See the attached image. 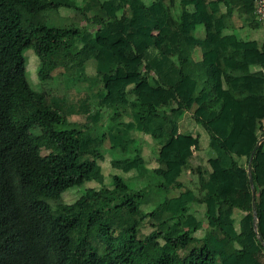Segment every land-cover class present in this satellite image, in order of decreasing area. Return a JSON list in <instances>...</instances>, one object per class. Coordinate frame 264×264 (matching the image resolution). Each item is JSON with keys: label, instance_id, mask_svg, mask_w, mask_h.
<instances>
[{"label": "trees", "instance_id": "1", "mask_svg": "<svg viewBox=\"0 0 264 264\" xmlns=\"http://www.w3.org/2000/svg\"><path fill=\"white\" fill-rule=\"evenodd\" d=\"M173 1L0 0V264H264L262 142L256 147L264 115V40L239 34L262 26L254 0H177L174 10ZM60 8L78 11L82 23L49 26L44 10ZM198 25L203 37L194 34ZM28 48L40 81L62 76L65 87L76 86L81 95L73 100L69 91L33 88ZM88 64L93 75L86 73ZM193 68L204 70L207 84ZM130 77L164 89V99L133 85L118 88L113 102L108 82ZM105 110L96 139L89 124H98ZM184 114L205 130L208 159L224 178L209 163L202 194L187 188L144 212L148 168L135 132L162 149ZM72 116L86 122L73 123ZM104 152L121 171L111 173V186L98 164ZM130 170L145 185L126 180ZM90 182L98 187L84 188ZM159 186L184 187L176 176ZM73 190L77 197L64 202L63 194ZM194 204L202 205L199 217ZM145 219L154 229L143 235Z\"/></svg>", "mask_w": 264, "mask_h": 264}, {"label": "rangeland", "instance_id": "2", "mask_svg": "<svg viewBox=\"0 0 264 264\" xmlns=\"http://www.w3.org/2000/svg\"><path fill=\"white\" fill-rule=\"evenodd\" d=\"M169 1V0H167ZM177 5V0L172 2V9L174 10ZM123 15V14H122ZM44 16L46 22L49 26L54 27H68L70 24L77 25L82 23V15L78 11H73L67 8H60L59 10L47 9L44 10ZM226 25L228 28L232 27V22L229 17L225 16ZM204 30L201 25H198L194 34L200 37L204 36ZM240 38L243 39H257L258 41L264 40V27L260 26L257 29H246L245 33H239ZM153 37L155 39L156 45H160L162 38L161 36L154 32ZM101 43L106 44L107 42L101 41ZM112 49H116V45L110 46ZM199 49V48H198ZM196 50V53L199 50ZM116 51V50H115ZM197 54V57H199ZM24 56L26 58V75L31 84V86L37 90H46L52 92H63L69 91L70 97L74 100L77 99L81 93H78L75 87H65V84L62 81V76L55 77L54 80L50 82L44 83L40 81L37 77V70H38V63L37 58L32 49H25ZM194 73L198 77V81L200 84H207V78L205 76L204 70H199L197 68H193ZM86 73L89 75H93L94 67L92 64H88L86 66ZM58 74V73H56ZM151 83V81L149 80ZM148 81L142 82L139 81L136 77H130L122 82H108L107 88L109 90L110 99L113 102H116L115 91L120 87H132L135 85L139 89H146L156 95L160 100H163L166 94V91L162 88L153 87ZM86 83H80V85H85ZM71 89V90H70ZM71 93V94H70ZM133 108L135 106H132ZM130 107V108H132ZM130 108H127L128 110ZM127 110V111H128ZM109 111V110H108ZM108 111H104V115L101 121L98 124L90 125V132L89 134L92 137L98 139L100 134L102 133L105 123L107 120ZM177 111L176 107H173L171 111H168V116L171 119L173 114ZM71 122L84 124L86 121L81 116H72L70 118ZM179 122V129L175 136L172 138L170 144L164 146L162 149H154L153 141L148 135H142L137 132L135 134L140 137V142L143 141L142 146V155L146 160L147 168H148V175L142 178L149 186H146V190L144 192V197L141 201V209L144 212H149L153 207H156L161 201L168 196L176 195L181 190H185L187 188L191 189L195 195L199 196L201 193L200 191V184H202L208 177V168L211 164L213 170L217 173V177L223 179L224 176L221 173L217 163L212 158L208 159L207 154V141L208 137L205 130L193 121L190 118L189 114H184L178 118ZM264 133V115L260 119V125L258 129V138H262ZM138 137V138H139ZM145 142V143H144ZM200 142V143H199ZM264 150V138L261 140ZM201 144V146H200ZM116 155V153H114ZM157 157H161L162 161L160 162L157 160ZM111 155L107 152H104V159L98 161V164L101 167V172L104 175V181L106 186H111L110 178L111 173L118 172L119 170H115L110 162ZM208 159V160H207ZM210 163V164H209ZM159 168L157 169V167ZM157 169V170H155ZM155 171H157L156 174ZM121 174V171L118 172ZM136 171L130 170L126 174H123V177L126 180H132L133 183L137 188L142 187L145 185L142 181L139 182L137 178H135ZM178 178V181H181L184 185L181 189L176 188H162L159 184L162 183H171L174 177ZM152 177V178H151ZM85 187H98L96 182H90L84 184ZM79 192L77 190L68 191L63 194L62 199L64 202H72ZM192 211L199 217L202 214V205L194 204L192 206ZM205 220V219H203ZM151 220L145 219L143 224L140 228V232L143 235L148 234L154 228L150 224ZM161 230V228H159ZM204 232V228L201 227L195 232L196 238H200ZM96 243V242H94ZM97 244V243H96ZM101 245L97 244L98 250H101Z\"/></svg>", "mask_w": 264, "mask_h": 264}, {"label": "built area", "instance_id": "3", "mask_svg": "<svg viewBox=\"0 0 264 264\" xmlns=\"http://www.w3.org/2000/svg\"><path fill=\"white\" fill-rule=\"evenodd\" d=\"M255 3V18L264 27V0H254Z\"/></svg>", "mask_w": 264, "mask_h": 264}, {"label": "water", "instance_id": "4", "mask_svg": "<svg viewBox=\"0 0 264 264\" xmlns=\"http://www.w3.org/2000/svg\"><path fill=\"white\" fill-rule=\"evenodd\" d=\"M264 137L260 138L257 143H256V147L261 143V140L263 139ZM250 169H251V165L250 163H248V166H247V172H248V176H249V182L250 184H252V176H251V173H250ZM252 196L254 197V188H252ZM253 207L255 208V201L253 199V203H252ZM254 221L256 222V215L254 213Z\"/></svg>", "mask_w": 264, "mask_h": 264}, {"label": "crops", "instance_id": "5", "mask_svg": "<svg viewBox=\"0 0 264 264\" xmlns=\"http://www.w3.org/2000/svg\"><path fill=\"white\" fill-rule=\"evenodd\" d=\"M125 79H116V80H111L110 82H122Z\"/></svg>", "mask_w": 264, "mask_h": 264}]
</instances>
